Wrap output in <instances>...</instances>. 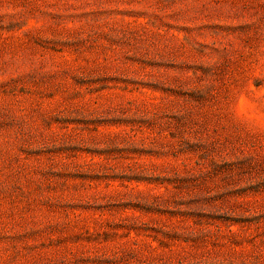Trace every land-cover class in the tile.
Here are the masks:
<instances>
[{
	"label": "rangeland",
	"instance_id": "1",
	"mask_svg": "<svg viewBox=\"0 0 264 264\" xmlns=\"http://www.w3.org/2000/svg\"><path fill=\"white\" fill-rule=\"evenodd\" d=\"M264 255V0H0V264Z\"/></svg>",
	"mask_w": 264,
	"mask_h": 264
},
{
	"label": "trees",
	"instance_id": "2",
	"mask_svg": "<svg viewBox=\"0 0 264 264\" xmlns=\"http://www.w3.org/2000/svg\"><path fill=\"white\" fill-rule=\"evenodd\" d=\"M256 258L254 259H245L241 262V264H264V255L263 253L256 254Z\"/></svg>",
	"mask_w": 264,
	"mask_h": 264
}]
</instances>
